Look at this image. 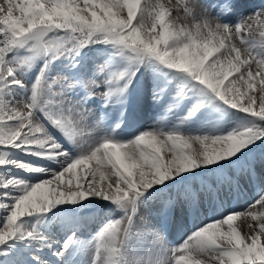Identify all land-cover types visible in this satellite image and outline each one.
<instances>
[{"label":"snow or ice","instance_id":"6c2138e0","mask_svg":"<svg viewBox=\"0 0 264 264\" xmlns=\"http://www.w3.org/2000/svg\"><path fill=\"white\" fill-rule=\"evenodd\" d=\"M97 46L106 56L89 74L78 58ZM61 61L67 74L53 75ZM146 73L152 103L164 104L160 120L184 113L122 139L129 89ZM96 100L101 118L119 104L120 119L90 123ZM208 105L242 120L226 133L189 127ZM249 185L260 191L246 208L200 221L168 246L183 216L223 207ZM98 201L106 222L87 244L83 221L54 238L60 206ZM241 219L253 222L247 234ZM85 252L87 264H264V6L245 14L239 0L0 2V264H76Z\"/></svg>","mask_w":264,"mask_h":264},{"label":"bare ground","instance_id":"6f19581e","mask_svg":"<svg viewBox=\"0 0 264 264\" xmlns=\"http://www.w3.org/2000/svg\"><path fill=\"white\" fill-rule=\"evenodd\" d=\"M0 2H3V0H0ZM208 2L211 3L212 0H208ZM172 3L175 4L176 0H172ZM261 6H264V0H239V10L245 12V14H248L254 9ZM172 14L176 15V11L174 10ZM253 27L259 28V24L254 23ZM236 42L239 45L238 39ZM105 56L106 52L97 46L95 48V51H92V48L89 49L87 51V54L79 57V60L81 61L82 68L90 74L96 64L103 62ZM253 68H255V65H253ZM62 74H67V71ZM150 85L151 76H144L137 86V90L132 99V102H129L130 105L126 107L125 115L123 117L124 123L121 125L122 131L120 132V136L122 139H128L131 136H134L138 131L149 128L150 126H153L158 122H160L162 126H173L177 123V117L183 115L184 110L182 109L179 112L169 114L163 120H160V117L164 115V104L152 103L150 95ZM256 94H258V92ZM98 104V100L89 104V107L92 109L90 123L96 124L97 128H104L109 123L120 119L119 104L110 106L103 118H101V113L98 110ZM201 113H203V110ZM200 114H198V117L200 116ZM230 116L232 115H227L224 112H219L218 114H215L213 112H206L202 116L203 125L207 126V123H211L208 126L214 128V126L221 125V123L226 122L224 120L230 119ZM198 117L193 118V120L189 122L188 126L193 128V126L195 125L198 126V129H200L199 127H202L203 125L200 124V120L198 119ZM27 159L35 160L34 157H27ZM209 175L211 174L209 173ZM259 191V185L255 187L249 185L246 191L239 197L226 198L223 207L217 206L215 210L212 207H207L206 211H202L199 216H196L195 214L183 216V227L180 229L173 227L169 231L167 236L169 242L168 246L171 247L173 246V244L178 243L183 238V235H186L187 231H190L193 226L195 224H198L200 221L207 223L208 218H211L213 216H216L218 218L219 213L228 208L238 210L246 208L251 200L258 198ZM106 203L107 202L104 201H98L95 204H89L83 208L79 207L78 205H63L60 206L59 212L54 209L53 211L57 212V215L52 220L50 227V231L56 234L54 238L59 240L66 226L83 221L86 223V225L80 230V234L81 239L84 240L87 244V242L93 238L94 234L99 231L103 223L106 222L105 217L107 216L108 212V208L105 206ZM254 210L259 211V206H257ZM145 214L146 213L144 211H141L140 216L143 217ZM248 223L253 222L250 219L247 221L243 219L237 221V225L242 234L248 233ZM136 244L137 250L144 254L145 259H148L149 253L151 251L148 247V240L146 238L139 237L136 241ZM88 259L89 256L87 252H85L84 254L78 255L76 257V264H81V261H83L84 264H87Z\"/></svg>","mask_w":264,"mask_h":264},{"label":"rangeland","instance_id":"374dc122","mask_svg":"<svg viewBox=\"0 0 264 264\" xmlns=\"http://www.w3.org/2000/svg\"><path fill=\"white\" fill-rule=\"evenodd\" d=\"M95 48L96 47H92V51H95ZM91 49V48H90ZM102 49V48H100ZM89 49H85L84 51L81 52L80 56H83L85 54H87V51ZM79 59V58H78ZM64 66V68H63ZM38 69V65L32 67L29 71H27L25 74V79L26 81L28 82L29 86H31V82L33 81L34 79V76L36 75V71ZM62 69V70H61ZM66 71V68H65V62L61 61V62H58L55 66H54V69H53V75H57L58 73L59 74H62ZM146 75H150V74H145L144 76ZM144 76H141L140 79L137 81V82H134V85L129 89V93H128V97H127V103H126V107L129 104V102L131 103L132 102V99L135 95V92L137 90V86L139 85V82L141 81V79H143ZM258 96V94H257ZM206 112H213L215 114H218L219 112H224L226 113L227 115H232L230 116V119H226L224 121L226 122H223L221 123V125H217V126H214V129L218 130L219 132H223V133H226L228 131H230L231 129L235 128L237 126L238 123L241 122L242 120V116L241 114L239 113H236L234 111H224L222 109H219V108H216V107H213L212 105H208V107L203 110V113L200 114V116L198 117V119L200 120V124L203 125V114L206 113ZM218 112V113H217ZM211 123H207V126L210 125ZM205 127L204 125L202 127H199V128H203ZM193 128H196L198 129V126H193Z\"/></svg>","mask_w":264,"mask_h":264}]
</instances>
